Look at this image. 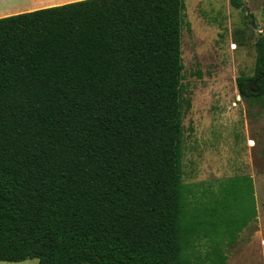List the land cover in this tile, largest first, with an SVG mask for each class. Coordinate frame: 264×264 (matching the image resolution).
Segmentation results:
<instances>
[{
    "label": "trees",
    "instance_id": "16d2710c",
    "mask_svg": "<svg viewBox=\"0 0 264 264\" xmlns=\"http://www.w3.org/2000/svg\"><path fill=\"white\" fill-rule=\"evenodd\" d=\"M183 2L75 0L0 17V261L226 263L223 242L257 216L254 188L230 178L207 204L183 180ZM255 50L237 85L263 103L262 33Z\"/></svg>",
    "mask_w": 264,
    "mask_h": 264
},
{
    "label": "rangeland",
    "instance_id": "374dc122",
    "mask_svg": "<svg viewBox=\"0 0 264 264\" xmlns=\"http://www.w3.org/2000/svg\"><path fill=\"white\" fill-rule=\"evenodd\" d=\"M182 1L183 98L191 101L183 118V180L193 191L191 199L207 203L209 194L220 196L222 182L246 177L244 187L254 188L247 206L257 216L236 242H223L225 264H264V102L241 97L237 85L238 76L254 72L264 0H244L242 8L230 0ZM224 231L218 220L211 237L221 238ZM208 244L206 238L198 241L199 252ZM38 263V258L0 261Z\"/></svg>",
    "mask_w": 264,
    "mask_h": 264
},
{
    "label": "crops",
    "instance_id": "0c3cea01",
    "mask_svg": "<svg viewBox=\"0 0 264 264\" xmlns=\"http://www.w3.org/2000/svg\"><path fill=\"white\" fill-rule=\"evenodd\" d=\"M75 0H0V17Z\"/></svg>",
    "mask_w": 264,
    "mask_h": 264
}]
</instances>
